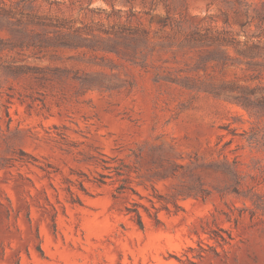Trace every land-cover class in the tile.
<instances>
[{
	"label": "rangeland",
	"instance_id": "rangeland-1",
	"mask_svg": "<svg viewBox=\"0 0 264 264\" xmlns=\"http://www.w3.org/2000/svg\"><path fill=\"white\" fill-rule=\"evenodd\" d=\"M0 38V264H264V0H0Z\"/></svg>",
	"mask_w": 264,
	"mask_h": 264
},
{
	"label": "trees",
	"instance_id": "trees-1",
	"mask_svg": "<svg viewBox=\"0 0 264 264\" xmlns=\"http://www.w3.org/2000/svg\"><path fill=\"white\" fill-rule=\"evenodd\" d=\"M61 42L65 43L66 41H61ZM22 46L23 45L20 42H14L12 40L0 38V58L3 56V53L5 51H10V50L16 49L18 47H22ZM14 62L15 61L6 62L3 65V69L10 75H20L22 73L28 72L29 70L33 69L29 65L15 64ZM257 92H258L257 89H251L249 91V94L254 95ZM249 102H250V100L246 101V102L244 101L242 104H244V106H246V107H249L250 105H247V104H249ZM257 102L260 104L261 107L264 108V95H262L261 97H258ZM137 217H138L139 223L142 224V220H141L140 214L138 212H137Z\"/></svg>",
	"mask_w": 264,
	"mask_h": 264
}]
</instances>
